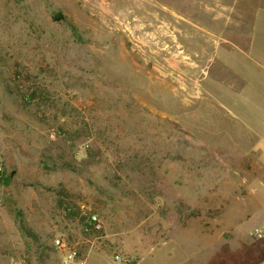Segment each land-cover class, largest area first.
Listing matches in <instances>:
<instances>
[{"label": "rangeland", "instance_id": "1", "mask_svg": "<svg viewBox=\"0 0 264 264\" xmlns=\"http://www.w3.org/2000/svg\"><path fill=\"white\" fill-rule=\"evenodd\" d=\"M196 1L0 0V264H64L56 238L68 264H264L231 34Z\"/></svg>", "mask_w": 264, "mask_h": 264}, {"label": "crops", "instance_id": "2", "mask_svg": "<svg viewBox=\"0 0 264 264\" xmlns=\"http://www.w3.org/2000/svg\"><path fill=\"white\" fill-rule=\"evenodd\" d=\"M210 23L224 24L228 35L217 37L214 56L239 80L237 90L226 88L223 107L255 137L254 151L264 195V0H197ZM259 189V190H258Z\"/></svg>", "mask_w": 264, "mask_h": 264}, {"label": "built area", "instance_id": "3", "mask_svg": "<svg viewBox=\"0 0 264 264\" xmlns=\"http://www.w3.org/2000/svg\"><path fill=\"white\" fill-rule=\"evenodd\" d=\"M1 177H2V165L0 161V180ZM91 220L95 221V217L92 216ZM251 235L256 239H260L264 236V231L262 229L255 228L251 232ZM54 246L64 252V254L62 255V263L68 264L76 260L77 250L75 249V247L68 245V243H66L63 239L56 238L54 240ZM114 260L119 261V256L115 255Z\"/></svg>", "mask_w": 264, "mask_h": 264}, {"label": "water", "instance_id": "4", "mask_svg": "<svg viewBox=\"0 0 264 264\" xmlns=\"http://www.w3.org/2000/svg\"><path fill=\"white\" fill-rule=\"evenodd\" d=\"M61 19V15H57L56 17H55V21H58V20H60Z\"/></svg>", "mask_w": 264, "mask_h": 264}, {"label": "bare ground", "instance_id": "5", "mask_svg": "<svg viewBox=\"0 0 264 264\" xmlns=\"http://www.w3.org/2000/svg\"><path fill=\"white\" fill-rule=\"evenodd\" d=\"M102 7V6H101Z\"/></svg>", "mask_w": 264, "mask_h": 264}]
</instances>
